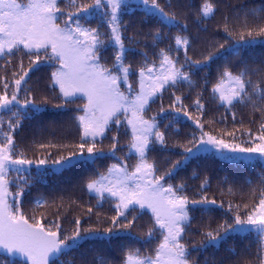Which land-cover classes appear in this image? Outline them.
Instances as JSON below:
<instances>
[{
	"label": "snow or ice",
	"instance_id": "obj_1",
	"mask_svg": "<svg viewBox=\"0 0 264 264\" xmlns=\"http://www.w3.org/2000/svg\"><path fill=\"white\" fill-rule=\"evenodd\" d=\"M257 47L264 0H0V264H264Z\"/></svg>",
	"mask_w": 264,
	"mask_h": 264
},
{
	"label": "trees",
	"instance_id": "obj_2",
	"mask_svg": "<svg viewBox=\"0 0 264 264\" xmlns=\"http://www.w3.org/2000/svg\"><path fill=\"white\" fill-rule=\"evenodd\" d=\"M259 2H260V0H257V3H259ZM261 51H264V49L257 47L255 49V54H259ZM45 119H47V120L57 119L58 120L60 118L55 117L54 115H48L45 117ZM257 168H259V165L257 166ZM215 170L221 176H223L226 171L233 174V175L241 177V178H243L249 174L248 169L243 167V166L233 167L232 165H221L219 162H217V164L215 165ZM61 179H63V178H61ZM56 182H57V179L55 177L50 178V180H49L50 184H53ZM41 191H46V189L42 188Z\"/></svg>",
	"mask_w": 264,
	"mask_h": 264
}]
</instances>
